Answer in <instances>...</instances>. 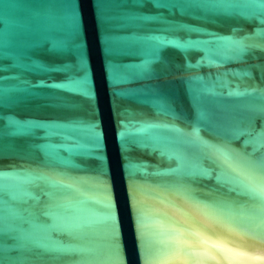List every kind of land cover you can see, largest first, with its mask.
I'll return each mask as SVG.
<instances>
[{
    "label": "water",
    "instance_id": "95a60500",
    "mask_svg": "<svg viewBox=\"0 0 264 264\" xmlns=\"http://www.w3.org/2000/svg\"><path fill=\"white\" fill-rule=\"evenodd\" d=\"M262 140L264 0H0V264H264Z\"/></svg>",
    "mask_w": 264,
    "mask_h": 264
},
{
    "label": "snow or ice",
    "instance_id": "6c2138e0",
    "mask_svg": "<svg viewBox=\"0 0 264 264\" xmlns=\"http://www.w3.org/2000/svg\"><path fill=\"white\" fill-rule=\"evenodd\" d=\"M214 150L216 158L231 173L236 186L249 200L258 203L261 209H264V154L259 157L255 155L256 152H264V140L259 147L253 149L251 154L237 156L222 146H215ZM236 264H249V262L240 259Z\"/></svg>",
    "mask_w": 264,
    "mask_h": 264
}]
</instances>
